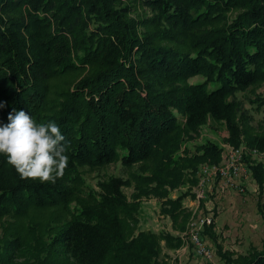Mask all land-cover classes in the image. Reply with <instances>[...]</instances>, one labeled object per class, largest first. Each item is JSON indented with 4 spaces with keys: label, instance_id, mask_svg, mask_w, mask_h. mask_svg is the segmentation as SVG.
Segmentation results:
<instances>
[{
    "label": "trees",
    "instance_id": "trees-1",
    "mask_svg": "<svg viewBox=\"0 0 264 264\" xmlns=\"http://www.w3.org/2000/svg\"><path fill=\"white\" fill-rule=\"evenodd\" d=\"M75 71L83 74L57 90L54 80ZM196 76L202 79L190 81ZM263 78L264 0H0V126L21 109L38 123L55 121L69 156L62 178L41 183L21 179L0 154V218L51 207L68 215L50 240L36 236L26 246L18 231L10 235L0 264H23L15 257L31 245L37 251L28 259L59 255L61 264H160L156 232L126 236L120 211L129 207L127 180L111 175L99 190L83 191L81 168L157 160L141 177L155 183L166 197L163 211L175 216L189 192L173 198L165 187H178L185 172L196 184L199 164L219 163L223 150L209 139L194 153L184 149L191 155L182 159L181 132L211 117L239 147V104L231 97ZM256 102L261 109L264 97ZM248 141L264 150V132ZM170 167L176 176L167 179ZM252 167L264 187V165ZM257 204L264 220L261 196ZM214 224L201 237L217 243ZM162 236L170 247L183 244ZM216 247L227 264H264V245L241 261Z\"/></svg>",
    "mask_w": 264,
    "mask_h": 264
},
{
    "label": "rangeland",
    "instance_id": "rangeland-1",
    "mask_svg": "<svg viewBox=\"0 0 264 264\" xmlns=\"http://www.w3.org/2000/svg\"><path fill=\"white\" fill-rule=\"evenodd\" d=\"M137 12L142 15L145 10L137 6ZM81 74H83V71H75L54 80L57 90L65 89ZM201 79V76H196L191 78L190 81ZM261 97H264V78L259 79L249 87L239 90L231 97L239 104L236 117V122L239 123L242 131V141L239 147H245L249 153L247 156L248 178L244 179L242 183L244 192L229 188L223 185L220 180H217L218 178H214L211 181V190L205 199H200V206H198V186L204 174L203 170L206 166L216 164L205 161L199 164L196 173L198 178L196 184H193L190 179L193 174L185 172L181 173L184 182H181L178 187L172 185L165 187L167 194L173 198L181 192H189L183 200L181 211L172 216L163 211L162 206L166 198L165 195L158 194L160 189L155 186V183L141 177L142 175H151L152 171L158 166V161L155 159L131 166H124L118 160L105 166H83L81 168L83 191L99 190V182L108 179L111 175L121 176L127 180L125 192L129 207L120 211L126 236L131 238L142 230L156 232L159 235L160 242L158 257L160 264H227L217 252V244H220L223 251L230 254L232 259L241 261L242 257L248 255L251 250H261L264 245V220L257 204L260 196L262 202H264V187H261L257 182L252 167L253 164L258 163L264 165V150L255 152L256 148L248 145L249 138L264 132V106L261 109L255 107L256 100ZM228 134L229 132L223 123L208 117L206 122L196 131L181 132V147L176 154L182 156L183 159V157L194 153L199 144L211 139L223 147L221 155V161H223L231 144L226 140ZM184 149H188L191 153L186 154V151H183ZM170 170L174 174H172L173 172L167 173V170L164 171L166 173L163 172L167 179L176 176L174 168L170 167ZM199 214H212L215 219L213 232L217 243H214L215 241L211 238L205 240L213 250L212 255L208 258L196 251L191 238V224L196 221ZM67 218L68 215L64 211L55 207L31 208L23 217L3 216L0 218V250L3 243L6 242V238L17 231L22 236L26 246L29 243H34L36 236L39 237L41 242L43 237L45 241L50 240V236L54 233L52 228H55ZM201 230L203 231L204 227ZM164 233L179 236L183 242L182 246L176 248L168 246L167 240L162 236ZM30 248V250L24 249L23 252H18L14 262L23 264H61V260H64L62 256L58 255L52 261L46 254L28 259L31 253L37 251L33 245Z\"/></svg>",
    "mask_w": 264,
    "mask_h": 264
},
{
    "label": "clouds",
    "instance_id": "clouds-1",
    "mask_svg": "<svg viewBox=\"0 0 264 264\" xmlns=\"http://www.w3.org/2000/svg\"><path fill=\"white\" fill-rule=\"evenodd\" d=\"M3 104H0V108ZM0 126V154L21 179L55 183L69 164L68 144L55 121L37 122L25 110H13Z\"/></svg>",
    "mask_w": 264,
    "mask_h": 264
},
{
    "label": "built area",
    "instance_id": "built-area-1",
    "mask_svg": "<svg viewBox=\"0 0 264 264\" xmlns=\"http://www.w3.org/2000/svg\"><path fill=\"white\" fill-rule=\"evenodd\" d=\"M255 152H260L258 148ZM248 151L245 147H237L230 144L223 161L213 164L212 166H206L203 170L204 174L201 177V181L198 186V199L200 206V199L206 198L208 192L212 188L211 181L214 178H218L223 185L244 192L242 186L243 180L248 178L249 166L247 162ZM209 173V174H208ZM245 176V178H244ZM215 219L212 214H199L191 226V238L195 244L196 251L208 258L212 255L213 250L207 241L201 237V228L205 225L214 223Z\"/></svg>",
    "mask_w": 264,
    "mask_h": 264
}]
</instances>
